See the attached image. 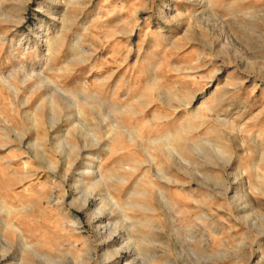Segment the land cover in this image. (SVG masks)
<instances>
[{
	"label": "rangeland",
	"instance_id": "374dc122",
	"mask_svg": "<svg viewBox=\"0 0 264 264\" xmlns=\"http://www.w3.org/2000/svg\"><path fill=\"white\" fill-rule=\"evenodd\" d=\"M0 264H264V0H0Z\"/></svg>",
	"mask_w": 264,
	"mask_h": 264
},
{
	"label": "bare ground",
	"instance_id": "6f19581e",
	"mask_svg": "<svg viewBox=\"0 0 264 264\" xmlns=\"http://www.w3.org/2000/svg\"><path fill=\"white\" fill-rule=\"evenodd\" d=\"M11 76H14V75H13V74H11ZM4 82H5V83H7L11 89H13V88L11 87V83H10V81H9V80H5ZM161 176H162L163 178H165V177H164V176H165V174H162ZM100 179H101V178H100ZM160 198H161V197H160ZM161 199H162V198H161ZM161 199H160V200H161ZM162 200H163V199H162ZM164 203H166V202H164ZM85 204H87V203L85 202Z\"/></svg>",
	"mask_w": 264,
	"mask_h": 264
}]
</instances>
